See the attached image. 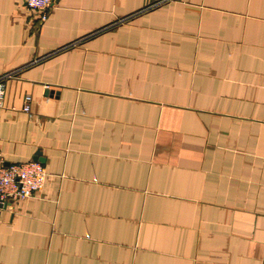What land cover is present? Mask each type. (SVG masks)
I'll return each mask as SVG.
<instances>
[{"label":"crops","instance_id":"0c3cea01","mask_svg":"<svg viewBox=\"0 0 264 264\" xmlns=\"http://www.w3.org/2000/svg\"><path fill=\"white\" fill-rule=\"evenodd\" d=\"M1 74L0 263L264 264V0H0Z\"/></svg>","mask_w":264,"mask_h":264},{"label":"built area","instance_id":"2783aa9c","mask_svg":"<svg viewBox=\"0 0 264 264\" xmlns=\"http://www.w3.org/2000/svg\"><path fill=\"white\" fill-rule=\"evenodd\" d=\"M25 7L38 14L39 21L43 22L52 7L53 0H24ZM9 74L0 75V106L3 105L5 93L4 78ZM30 94L24 96L22 109L30 110ZM46 170L42 162L35 159L5 164L0 159V210L2 203L31 195L40 189L45 181ZM12 264V263H0Z\"/></svg>","mask_w":264,"mask_h":264},{"label":"water","instance_id":"95a60500","mask_svg":"<svg viewBox=\"0 0 264 264\" xmlns=\"http://www.w3.org/2000/svg\"><path fill=\"white\" fill-rule=\"evenodd\" d=\"M49 92H51V90ZM33 159L39 160L41 162H44V158L42 156H40L39 150L35 152V155L33 156ZM5 164H7V163H5Z\"/></svg>","mask_w":264,"mask_h":264}]
</instances>
